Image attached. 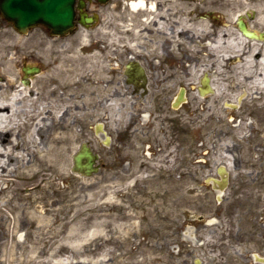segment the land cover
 Wrapping results in <instances>:
<instances>
[{
    "label": "flooded vegetation",
    "instance_id": "flooded-vegetation-1",
    "mask_svg": "<svg viewBox=\"0 0 264 264\" xmlns=\"http://www.w3.org/2000/svg\"><path fill=\"white\" fill-rule=\"evenodd\" d=\"M72 8L64 42H80L79 63L64 61V119L80 124V111L98 113L118 96L172 99L176 176L187 161L191 184L189 256L194 264H264V88L255 82L264 0H73ZM226 26L249 42H230Z\"/></svg>",
    "mask_w": 264,
    "mask_h": 264
},
{
    "label": "rangeland",
    "instance_id": "rangeland-1",
    "mask_svg": "<svg viewBox=\"0 0 264 264\" xmlns=\"http://www.w3.org/2000/svg\"><path fill=\"white\" fill-rule=\"evenodd\" d=\"M234 18L230 15V27ZM6 31L20 33L1 18L0 32ZM20 35L31 40L18 43L16 49L37 56L44 49L53 52L50 64L38 56L42 72L59 75L63 53L67 64L78 67L77 38L64 42V35H53L42 24ZM44 37L52 42L47 44ZM64 44L73 55H65ZM69 76H77L75 69ZM171 102L162 99L158 105L136 95L118 96L98 113L80 111V124L71 122L72 116L64 119V176H53L51 192H19L9 204L16 210L29 202L31 210L48 216L44 224L35 216L29 226L16 229L11 239L14 264H194L189 256L194 234L191 184L187 161L179 169L182 176H176L173 121L179 110ZM131 119L137 120L136 128L127 136ZM195 129L204 133L206 126L200 121ZM82 141L101 154L102 168L93 176L72 169L73 154Z\"/></svg>",
    "mask_w": 264,
    "mask_h": 264
},
{
    "label": "bare ground",
    "instance_id": "bare-ground-1",
    "mask_svg": "<svg viewBox=\"0 0 264 264\" xmlns=\"http://www.w3.org/2000/svg\"><path fill=\"white\" fill-rule=\"evenodd\" d=\"M257 17L259 22H255L262 25L264 12ZM201 23L207 27L206 21ZM226 28V33L232 36L230 42H249L238 31ZM28 39L31 37L20 33L15 36L12 31L0 32V264L16 261L11 240L16 229L29 226L35 216L42 224L48 217L46 212L38 214L34 208L31 210L29 202L12 210L9 204L15 194L51 192L53 176H64V53L59 75L42 72L38 56L50 64L53 52L44 49L37 51V56L16 49L18 43ZM52 39L42 40L48 44ZM261 45L255 76L260 90L264 88V44ZM28 57L34 63H28ZM21 63L25 67L36 66L38 71L26 73Z\"/></svg>",
    "mask_w": 264,
    "mask_h": 264
},
{
    "label": "water",
    "instance_id": "water-1",
    "mask_svg": "<svg viewBox=\"0 0 264 264\" xmlns=\"http://www.w3.org/2000/svg\"><path fill=\"white\" fill-rule=\"evenodd\" d=\"M73 0H0V9L22 32L36 24H44L53 34L64 35L74 26ZM244 26V25H242ZM36 69H27L31 72ZM96 154L83 143L74 154L73 169L85 175L94 173Z\"/></svg>",
    "mask_w": 264,
    "mask_h": 264
}]
</instances>
